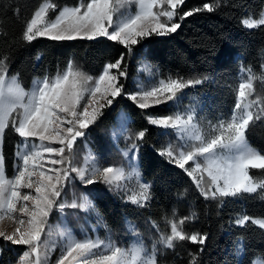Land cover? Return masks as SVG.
Returning a JSON list of instances; mask_svg holds the SVG:
<instances>
[{
    "label": "snow or ice",
    "instance_id": "6c2138e0",
    "mask_svg": "<svg viewBox=\"0 0 264 264\" xmlns=\"http://www.w3.org/2000/svg\"><path fill=\"white\" fill-rule=\"evenodd\" d=\"M185 7L186 0H74L63 5L57 0H39L23 21L19 40L31 44L39 38L57 42L105 38L123 46L125 51L106 62L97 75L69 59L63 69L34 77L26 87L19 73L10 74L9 53H0V239L25 247L16 264H160L164 251L175 250L181 242L199 246L198 251L188 253V264H200L209 236L186 230L185 225L197 219L195 212L178 217L173 209L171 217H164V229L150 217L144 231L126 219L124 239L115 238L99 216L92 192L72 191L68 199L69 187L78 181L85 188L103 184L138 209L150 206L153 185L143 178L139 166L148 129L133 130L126 113L116 117L111 132L114 143L124 141L125 146L117 149L119 159L105 160L85 145L83 162L76 160L78 143L87 139L91 126L119 99L127 98L140 110L175 106L169 114L149 113L145 119L170 137L157 153L191 178L205 200L217 202L218 207L228 198L245 195L258 194L264 200V150L249 141L252 127L264 122V63L259 73L251 65L241 64L238 82L228 86L233 107L212 119L200 114L196 98L181 107L186 90L211 82L210 76H163L150 63L142 62L139 71L146 73L147 80L136 79L132 91L126 85L128 60L136 46L153 36L177 33L186 18L214 12L220 0ZM12 8L19 18V5ZM240 23L246 29L264 27V8L258 14H247ZM0 35L7 33L0 31ZM9 132L19 138L11 175L4 152ZM252 170H259L260 175ZM68 209L95 213L97 221L90 231L81 226L80 235L64 220L50 223L54 211L64 214ZM249 222L264 230V217L238 214L230 221L241 228ZM99 229L104 230L103 236ZM57 248L59 255L52 261ZM236 255H246L242 238ZM250 264H264V252Z\"/></svg>",
    "mask_w": 264,
    "mask_h": 264
},
{
    "label": "trees",
    "instance_id": "16d2710c",
    "mask_svg": "<svg viewBox=\"0 0 264 264\" xmlns=\"http://www.w3.org/2000/svg\"><path fill=\"white\" fill-rule=\"evenodd\" d=\"M61 5L72 4L74 0H57ZM213 0H186L185 10L201 7ZM39 0H0V53H9L11 57L10 74L19 73L26 87L31 86L34 77L55 74L63 69L69 59L92 75H97L103 65L117 58L125 51L123 46L101 38L97 41H50L39 38L31 44L19 40L23 21L27 19ZM13 5H19V18L13 14ZM264 8V0H220V7L214 12H200L186 18L177 33L166 37L153 36L136 46L134 55L128 60V79L126 85L131 91V79L136 74L135 53L145 49L147 60L157 67L163 76L169 74L184 77L207 75L211 82L186 90L187 98L182 102L188 105L192 98L202 101L206 107L228 113L234 104V96L228 87L237 83L241 64L251 65L257 73L264 57V27L246 29L240 23L249 13L258 14ZM41 59L37 60V55ZM134 62V63H132ZM259 86V82H258ZM124 110L130 117L133 130L148 129L145 141L140 149L139 166L143 178L152 183L153 200L147 209H138L122 200L115 199L106 186L96 184L85 190L93 193L95 207L103 220L113 230L115 238H124L123 225L126 219L133 220L144 231L145 220L151 218L164 229V217H171L175 209L182 217L196 213L197 219L185 225L188 231L208 233L205 250L200 256V264H244L259 253L264 252V230L252 225L241 228L230 223L238 214L264 217V200L258 194L240 198H228L222 207L217 202L207 201L182 170L168 163L157 153V149L170 138L164 130L147 123V114L161 115L175 111L171 104L153 109L140 110L127 98L119 99L105 111L97 124L91 126L87 139L78 143V149L84 151L87 144L94 153L111 161L119 159L118 148L124 141L114 143L111 132L116 124L118 112ZM18 137L9 132L6 136L4 152L9 175L14 164V145ZM250 143L264 150V122H257L249 132ZM257 176L259 170H252ZM73 226V225H72ZM75 228V226H73ZM154 235V232L152 233ZM100 235L104 232L100 230ZM242 238L246 255H236L238 240ZM0 264H14L24 246H12L0 239ZM199 246L190 242H181L175 250H165L159 257L160 264H188L189 252L198 251Z\"/></svg>",
    "mask_w": 264,
    "mask_h": 264
},
{
    "label": "rangeland",
    "instance_id": "374dc122",
    "mask_svg": "<svg viewBox=\"0 0 264 264\" xmlns=\"http://www.w3.org/2000/svg\"><path fill=\"white\" fill-rule=\"evenodd\" d=\"M135 58H136L135 63L134 62H132V63H134L136 65V74L133 76V78L131 79V82H130L131 91L134 89V84H135V80L136 79H141V80H145V81L147 80L146 73L139 71L141 63L142 62L150 63L147 60V58H146L145 49L143 51H139V52L135 53ZM263 62H264V57H263ZM152 67L155 70H158L157 67H155L154 65H152ZM158 73H159V71H158ZM198 103H199L200 109L202 110L200 114L206 116L208 119H212L215 116H218V115H220L222 113V112L215 111L212 108L206 107V105L202 101H199ZM181 107H184L183 102L181 104ZM121 112L126 113L124 110H120L118 112V115ZM224 114H227V113H224ZM85 145H87V144L83 145L84 146L83 147L84 148L83 152L81 151V149L77 150V158H76L77 163H82L83 162V156H84L85 151H86ZM87 148L91 149L88 145H87ZM100 185H103V184H100ZM85 189L86 188L83 185H81L78 181H76L74 186H70L69 189H68V199H71L72 191L84 192V191H86ZM110 193L112 194V197L118 198L116 196H118L119 194H117L115 192H111V191H110ZM119 200H121V199H119ZM99 216L102 217L100 214H99ZM61 220H64L66 223H68V225L73 229V231L77 235H80L81 234V226H83V228L85 230L90 231V225H93V224L96 223L97 216H96L95 213L85 214L83 212L74 211V210H71V209L66 210L64 214H61L59 212H55L54 211L52 216L50 217V223L53 224V225H56ZM72 225L75 226V228ZM100 230H102L104 232L103 229H99V234H100ZM58 255H59V249L57 248V250L55 252H53L51 260L54 261ZM14 264H16V262Z\"/></svg>",
    "mask_w": 264,
    "mask_h": 264
},
{
    "label": "built area",
    "instance_id": "2783aa9c",
    "mask_svg": "<svg viewBox=\"0 0 264 264\" xmlns=\"http://www.w3.org/2000/svg\"><path fill=\"white\" fill-rule=\"evenodd\" d=\"M116 197H118V198H115V199H121L120 195H118V196H116ZM121 200H122V199H121Z\"/></svg>",
    "mask_w": 264,
    "mask_h": 264
}]
</instances>
